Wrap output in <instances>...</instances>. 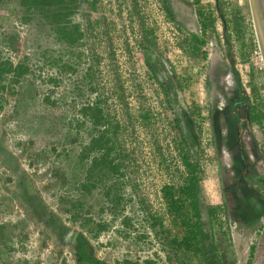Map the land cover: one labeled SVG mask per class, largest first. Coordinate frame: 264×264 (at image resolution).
Returning <instances> with one entry per match:
<instances>
[{
    "label": "rangeland",
    "instance_id": "1",
    "mask_svg": "<svg viewBox=\"0 0 264 264\" xmlns=\"http://www.w3.org/2000/svg\"><path fill=\"white\" fill-rule=\"evenodd\" d=\"M79 2L70 22L83 37L67 45L40 13L0 0V61L26 67L0 86V264H77V232L108 264H176L168 241L203 264L187 201L165 192L186 176L181 135L198 156L203 250L212 239L215 264H264V180L250 182L264 175V116L246 118L250 107L264 114V69L248 0H219L226 33L216 0H169L173 19L158 0ZM196 10L212 14L215 34L201 32ZM94 104L117 173L89 171L99 151L84 153L104 128L92 124Z\"/></svg>",
    "mask_w": 264,
    "mask_h": 264
},
{
    "label": "trees",
    "instance_id": "2",
    "mask_svg": "<svg viewBox=\"0 0 264 264\" xmlns=\"http://www.w3.org/2000/svg\"><path fill=\"white\" fill-rule=\"evenodd\" d=\"M81 1V0H80ZM161 4L162 9L167 14L168 18L173 19L172 9L167 0H158ZM194 4L199 3L200 0H192ZM19 4L22 5L27 12H38L44 18H46L51 24L55 26V29L58 34V40L67 44V45H74L79 42V40L83 37V33L80 30L78 24H72L70 22V16L75 13L79 6V0H18ZM216 10L221 17V23L224 27V33H226V22L223 18L220 7H219V0H216ZM196 15L198 17L199 26L201 32H205L207 28H210L211 32L215 34V18L212 14H204L201 10H196ZM226 41H229L227 38V34L225 36ZM187 39H185L186 41ZM189 43L192 49L197 51L200 50V45L203 43L201 37L197 34H190L189 36ZM26 70V67L19 65H12L10 61H0V86L7 74H12L16 78L21 76ZM234 71V70H232ZM236 82L239 83V79L237 75H235ZM164 88V87H163ZM253 88V87H252ZM167 94V93H166ZM168 97V94H167ZM91 112V119L93 126H104L99 132L96 137H92L87 146V150L84 155H87L89 152L93 150L99 151L98 156H93L92 158V165L89 168V171L94 170V168L102 164V166L108 167L112 172H119V162H115V157H109L110 152L114 148V141L110 138L107 131L109 130L106 125L104 113L101 108L98 107L97 104L93 106L87 107ZM264 114L254 107H250L247 112V122L249 124H262ZM176 124H178V118H175ZM181 142L179 144L178 153L180 156L181 164L183 165L184 169L186 170V176L183 178V184L174 187L173 185L167 186V190L165 192L169 193L173 196V200L178 202L179 206L185 204L187 201V205L191 209V213L193 216L192 222V230L191 234L194 237L195 242H197L198 249L200 251V256L202 258L203 264H215V260L213 257L216 256V246L211 239L208 242V252L203 250V240L205 237V232L202 229L201 221H200V212L198 210V198H197V179L200 173V168L198 167V156L197 154H193L185 142L184 136L181 135ZM264 175L255 176L253 180H250L251 183L255 181L263 183ZM82 187L85 189L89 187V184H82ZM175 195V197H174ZM176 195H178L176 197ZM242 206L240 209L242 214H246V219L248 221H253L257 219V215L255 214L257 208L254 207L253 202H249L246 198H242ZM117 202V199L114 198ZM81 205V203H79ZM78 204V205H79ZM209 214H213V208L211 206L208 207ZM49 218L45 221L47 224L52 218L51 214L48 215ZM154 221H158L155 216H152ZM155 222H152L154 224ZM98 225V224H97ZM104 228V225L99 224L98 230ZM61 233L65 232L63 226H60ZM163 231V230H162ZM71 239L73 240V254L75 256V261L77 264H108L105 261L97 258L92 252L90 248V244L88 240L83 236L81 232H77L71 235ZM167 236L165 235V240H167ZM169 246L171 247L172 255L169 256V259H173L176 264H187V262L181 258H179L176 254L177 248L179 245L174 241H168ZM254 245L250 246V254H253ZM218 261V260H216ZM126 264H137L135 262H125ZM146 264H150L149 261L145 262Z\"/></svg>",
    "mask_w": 264,
    "mask_h": 264
},
{
    "label": "water",
    "instance_id": "3",
    "mask_svg": "<svg viewBox=\"0 0 264 264\" xmlns=\"http://www.w3.org/2000/svg\"><path fill=\"white\" fill-rule=\"evenodd\" d=\"M254 34L264 65V0H248Z\"/></svg>",
    "mask_w": 264,
    "mask_h": 264
},
{
    "label": "flooded vegetation",
    "instance_id": "4",
    "mask_svg": "<svg viewBox=\"0 0 264 264\" xmlns=\"http://www.w3.org/2000/svg\"><path fill=\"white\" fill-rule=\"evenodd\" d=\"M168 1V3H169V0H167ZM170 5V4H169ZM229 107V105H227V102H226V100H224V99H222V101L219 103V106H218V109L219 110H224L225 109V107Z\"/></svg>",
    "mask_w": 264,
    "mask_h": 264
},
{
    "label": "bare ground",
    "instance_id": "5",
    "mask_svg": "<svg viewBox=\"0 0 264 264\" xmlns=\"http://www.w3.org/2000/svg\"><path fill=\"white\" fill-rule=\"evenodd\" d=\"M263 69H264V65H263ZM244 148V147H243ZM241 156V155H240Z\"/></svg>",
    "mask_w": 264,
    "mask_h": 264
},
{
    "label": "crops",
    "instance_id": "6",
    "mask_svg": "<svg viewBox=\"0 0 264 264\" xmlns=\"http://www.w3.org/2000/svg\"><path fill=\"white\" fill-rule=\"evenodd\" d=\"M212 207V206H211Z\"/></svg>",
    "mask_w": 264,
    "mask_h": 264
}]
</instances>
